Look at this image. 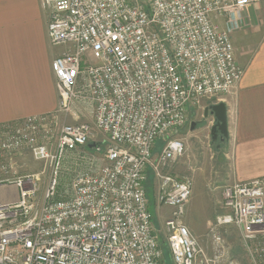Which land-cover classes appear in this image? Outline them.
Masks as SVG:
<instances>
[{"label":"built area","instance_id":"built-area-1","mask_svg":"<svg viewBox=\"0 0 264 264\" xmlns=\"http://www.w3.org/2000/svg\"><path fill=\"white\" fill-rule=\"evenodd\" d=\"M41 1L51 44L66 47L51 64L60 110L86 91L109 144L102 157L88 152L90 126H54L56 114L0 128V184L17 189L16 200L0 199V264H163L150 178L158 206L174 209L165 221L174 264H217L182 222L192 183L171 173L186 150L175 136L241 81L231 32L260 0ZM75 154L101 165L61 192L62 163ZM26 155L50 167L43 196L38 175L23 174ZM222 197L218 227H236L251 261L264 264V179L227 186Z\"/></svg>","mask_w":264,"mask_h":264},{"label":"crops","instance_id":"crops-1","mask_svg":"<svg viewBox=\"0 0 264 264\" xmlns=\"http://www.w3.org/2000/svg\"><path fill=\"white\" fill-rule=\"evenodd\" d=\"M50 13L41 0H0V128L34 116L57 113L59 95L51 68L58 56L47 50ZM232 30L243 77L225 103L230 138L226 141L232 184L264 179V0L242 12ZM1 187L0 199L8 191Z\"/></svg>","mask_w":264,"mask_h":264},{"label":"rangeland","instance_id":"rangeland-1","mask_svg":"<svg viewBox=\"0 0 264 264\" xmlns=\"http://www.w3.org/2000/svg\"><path fill=\"white\" fill-rule=\"evenodd\" d=\"M218 25L227 29L231 26L226 24V20L223 19L218 21ZM47 50L49 56L52 57L65 52L66 47L52 45L48 36ZM79 89L81 90V87ZM82 96L85 97V100L76 101L68 111L60 110L59 104L57 118L54 119L55 124L52 125L59 127L62 124H86L90 126L92 135L86 150L91 153L96 152L97 156L102 157L109 144L108 138L95 126V105L88 99V93L82 91ZM211 104L212 102L209 101L203 103L200 109L188 117L187 126L175 136L183 140L186 150L172 168L171 173L179 179H188L192 183V195L184 208L182 222L198 239L208 257L218 259L217 264H254L240 231L234 226L219 228L217 225L218 217L224 213L223 191L227 186L233 184L228 181L229 168L225 157L228 149L226 141H218L213 144L211 128L214 125V117L209 114L207 119L204 118L205 110ZM193 123H195L194 130H191ZM157 144H165V141L159 140ZM91 145H94V148ZM159 151L160 145L156 152ZM87 159L90 161L82 159L81 154L70 155L65 159L59 173L61 192L70 189V185L78 173L88 172L91 165L93 169L101 165L100 161L94 160L92 157ZM23 165L24 175H38L40 195L43 196L50 184V167L36 162L30 155L24 156ZM1 187L6 188L5 185L0 184ZM8 193L14 197V192L10 190ZM148 198L155 234L159 241L161 239L167 241L168 232L165 221L172 217L174 209L158 206L152 181L149 186ZM170 262L174 264L171 256Z\"/></svg>","mask_w":264,"mask_h":264},{"label":"water","instance_id":"water-1","mask_svg":"<svg viewBox=\"0 0 264 264\" xmlns=\"http://www.w3.org/2000/svg\"><path fill=\"white\" fill-rule=\"evenodd\" d=\"M209 114L214 117V125L211 128L213 143L218 141H228L230 138L228 124V109L225 103L214 104L206 108L204 118L207 119ZM195 123L192 124L191 130H194ZM94 148V145H91Z\"/></svg>","mask_w":264,"mask_h":264},{"label":"trees","instance_id":"trees-1","mask_svg":"<svg viewBox=\"0 0 264 264\" xmlns=\"http://www.w3.org/2000/svg\"><path fill=\"white\" fill-rule=\"evenodd\" d=\"M158 143V142H157ZM156 143V144H157ZM213 144H215V143H213ZM160 145V149H162V147L164 146V144H157L156 145V151H157V148H158V146ZM152 180H151V178H150V180H149V182H148V184H147V188H148V192H149V186H150V182H151ZM160 245H161V247H162V249H163V252H164V259H163V264H171V262H170V251H169V248H168V245H167V241L166 240H164V239H161L160 240Z\"/></svg>","mask_w":264,"mask_h":264},{"label":"flooded vegetation","instance_id":"flooded-vegetation-1","mask_svg":"<svg viewBox=\"0 0 264 264\" xmlns=\"http://www.w3.org/2000/svg\"><path fill=\"white\" fill-rule=\"evenodd\" d=\"M204 121H206V120H204Z\"/></svg>","mask_w":264,"mask_h":264}]
</instances>
